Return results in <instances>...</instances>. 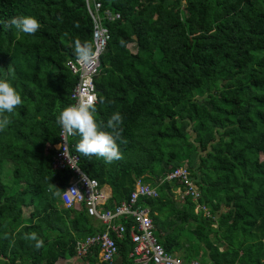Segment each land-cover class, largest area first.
<instances>
[{"label":"trees","instance_id":"obj_1","mask_svg":"<svg viewBox=\"0 0 264 264\" xmlns=\"http://www.w3.org/2000/svg\"><path fill=\"white\" fill-rule=\"evenodd\" d=\"M100 1L121 18L106 23L97 119L119 111L126 142L122 159L106 163L77 153L81 137L72 136L80 169L111 188L108 208L128 199L137 178L156 186L158 196L139 204L150 208L164 248L183 249L185 264L201 251L207 264H264V0ZM19 15L35 16L41 28L29 36L0 23V78L14 75L23 98L0 131V264H56L75 255L78 239L104 230L82 205L63 207L59 195L72 173L52 168L56 119L77 82L66 61L76 57L77 38L92 43V22L84 0H0V21ZM184 163L211 217L195 213L189 197L178 207L177 182H156ZM165 210L172 223L162 236ZM190 220L194 237L181 247L174 228ZM33 231L44 240L39 250L24 238ZM115 239L112 263L100 262L97 248L82 261L133 264L128 233Z\"/></svg>","mask_w":264,"mask_h":264},{"label":"built area","instance_id":"obj_2","mask_svg":"<svg viewBox=\"0 0 264 264\" xmlns=\"http://www.w3.org/2000/svg\"><path fill=\"white\" fill-rule=\"evenodd\" d=\"M84 5L92 22V44L94 50L98 49L99 53L96 62L90 66L81 65L76 57L66 61L68 69L77 75V82L70 93L71 104L76 103V99L81 94L97 96L95 79L99 74L100 57L105 52L110 37L106 23L121 18L119 12L104 7L100 0H84ZM61 131V127H59V139L54 144L55 153L52 168L55 170L69 169L72 173L60 192L61 203L65 208L75 209H80L82 205L89 216L98 219L104 226L103 231L78 239L74 245L75 255L72 258L82 260L97 248L98 260L112 263L118 254L115 238L121 240L128 233L133 244L129 252L133 264H185L182 259L169 253L160 243L154 234L155 226L149 215V208L139 204L140 198L157 197V187L137 178L127 200L119 204L114 203L113 208L106 207L112 194L104 189V186H99L95 178L89 177L80 169L79 155L71 150L72 136L68 137L65 143L59 136ZM64 149L67 155H65ZM164 181L178 183V186L172 191L174 190L175 195H179L182 200L189 197L195 202V213L201 212L205 217L212 216L208 207L199 203L201 191L187 166L181 165L156 180L158 184ZM119 217H123L126 223L116 222L115 220ZM112 232L115 238L112 237ZM187 264H201V262L198 259H192Z\"/></svg>","mask_w":264,"mask_h":264},{"label":"clouds","instance_id":"obj_3","mask_svg":"<svg viewBox=\"0 0 264 264\" xmlns=\"http://www.w3.org/2000/svg\"><path fill=\"white\" fill-rule=\"evenodd\" d=\"M4 23L14 27L19 33L34 35L41 28L40 21L31 15H19L10 18ZM121 46H125L123 40ZM74 53L77 61L81 65L90 66L97 60L99 50H94L91 42L76 39L74 42ZM9 73H13L11 66ZM14 75L10 78L5 76L0 78V131H4L12 123L10 114H13L17 107L23 105L21 92L12 83ZM103 104L104 99L98 100L94 94H81L76 103L70 104L61 110L57 116L56 123L61 127V138L65 143L70 136L79 135L81 139L76 144V152L89 159L96 156L103 158L106 163L122 159L120 143H125L123 139V116L119 111L113 113L105 123L97 119V104ZM119 142V143H118ZM61 147H63L61 145ZM64 148V147H63ZM64 153L66 151L64 149ZM58 195V193H57ZM25 240L34 241V247L39 250L44 246V240L37 232L25 233Z\"/></svg>","mask_w":264,"mask_h":264},{"label":"rangeland","instance_id":"obj_4","mask_svg":"<svg viewBox=\"0 0 264 264\" xmlns=\"http://www.w3.org/2000/svg\"><path fill=\"white\" fill-rule=\"evenodd\" d=\"M202 28H203V27H202ZM202 28H201V30H197L196 28H193V30H194L195 33H199V32L202 31ZM183 165L187 166L186 163H184ZM208 165H209V164H208ZM12 176H13L12 171H9V172L7 173V176L5 177V180H6L7 182H10ZM161 176H162V175H161ZM171 194L173 195V198H176V200L180 199V196H179V195L176 196L174 192H171ZM177 198H178V199H177ZM224 209H225V208H224ZM23 211H24L23 214L26 215V214L28 213V211H30V208H24ZM164 213H165V214H164ZM164 213H162V215L166 216V215H168L167 213H169V212H168L167 210H165ZM159 218L161 219L162 216H160ZM162 220H164V221L162 222V225H163V226H162V225H158V226H157V229H158V230L162 229V227H163V228L169 227V225H171V223H172V222H171V219L166 220V219H163V218H162ZM173 223H178V221H174ZM216 226H217V225L215 224V227H216ZM179 232H180V230H179L178 226L175 227V228H174V232H173V233H174V234H173V237H177L178 234H179ZM170 237H171V236H170ZM177 238H178V237H177ZM178 241L180 242V239H179V238H178ZM187 245H190V244L187 242ZM193 247L198 248L197 244H194ZM204 249H205V251H206V248H204ZM207 255H208V254H207ZM197 259L201 262V264H207V263H208V258H206V256H205V254L203 253V251H201L200 254L197 255ZM82 260H83V259H82ZM82 260H75V258H71V259L60 258V259H58V261L56 262V264H87L85 261H82Z\"/></svg>","mask_w":264,"mask_h":264},{"label":"crops","instance_id":"obj_5","mask_svg":"<svg viewBox=\"0 0 264 264\" xmlns=\"http://www.w3.org/2000/svg\"><path fill=\"white\" fill-rule=\"evenodd\" d=\"M104 189L108 190L110 192V194H111V188L108 185H104ZM174 190L172 192H174ZM173 199L175 200V203L178 205V207H181V201H183V200L181 198L180 199L177 198L178 200H176V198H173ZM162 213H164V211ZM155 214H158V213L155 211ZM160 216H162L163 219L167 218V215L164 216L161 213H160L159 217ZM162 218H161V221H164V220H162ZM94 222H95L94 224L96 226H97V224L98 225L101 224V222L98 219H95V218H94ZM213 226L215 227V224H213ZM193 227H194L193 222H191V220H190V221L185 222L184 225L182 226V228H180V232H179L177 237L180 239L181 247H187V242H186L187 239L193 240V237H194L193 236V231H192ZM169 232H170L169 229L165 228V230L161 231V235L162 236H166ZM202 246H204L203 243H202ZM204 248H206V247L204 246ZM206 249L208 250V248H206ZM174 253L175 254H173V255H175L176 257H178V258H180V259H182L184 261V258H183L184 251H183V249H181V248L179 249L178 248V249H176L174 251ZM208 253H209V250H208ZM223 254H226V252L221 253V259L223 257ZM195 259H197V258H195Z\"/></svg>","mask_w":264,"mask_h":264},{"label":"water","instance_id":"obj_6","mask_svg":"<svg viewBox=\"0 0 264 264\" xmlns=\"http://www.w3.org/2000/svg\"><path fill=\"white\" fill-rule=\"evenodd\" d=\"M108 51V48H106V50H105V52H107ZM206 253L208 254V250L206 249Z\"/></svg>","mask_w":264,"mask_h":264}]
</instances>
